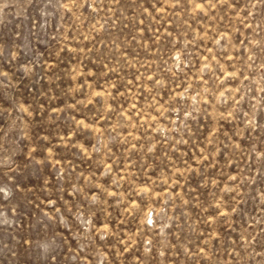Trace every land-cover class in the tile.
I'll use <instances>...</instances> for the list:
<instances>
[{
	"label": "rangeland",
	"instance_id": "374dc122",
	"mask_svg": "<svg viewBox=\"0 0 264 264\" xmlns=\"http://www.w3.org/2000/svg\"><path fill=\"white\" fill-rule=\"evenodd\" d=\"M0 264H264V0H0Z\"/></svg>",
	"mask_w": 264,
	"mask_h": 264
}]
</instances>
